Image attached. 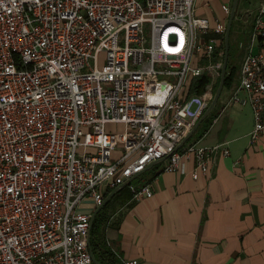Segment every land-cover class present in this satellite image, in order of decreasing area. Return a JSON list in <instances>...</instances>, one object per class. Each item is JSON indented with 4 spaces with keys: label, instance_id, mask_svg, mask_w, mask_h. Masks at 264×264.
Wrapping results in <instances>:
<instances>
[{
    "label": "built area",
    "instance_id": "built-area-1",
    "mask_svg": "<svg viewBox=\"0 0 264 264\" xmlns=\"http://www.w3.org/2000/svg\"><path fill=\"white\" fill-rule=\"evenodd\" d=\"M231 1L210 20L194 0H0V264H93L81 204L158 160L197 180L228 156L224 144L177 146L219 82ZM253 13L230 101L247 96L250 144L264 137V51L251 53L264 0L241 19ZM127 187L134 201L153 193Z\"/></svg>",
    "mask_w": 264,
    "mask_h": 264
},
{
    "label": "crops",
    "instance_id": "crops-1",
    "mask_svg": "<svg viewBox=\"0 0 264 264\" xmlns=\"http://www.w3.org/2000/svg\"><path fill=\"white\" fill-rule=\"evenodd\" d=\"M259 3L238 4L233 34L241 51L239 65L244 54L239 45L250 41L254 13L245 20L241 16ZM221 4L194 0L195 12L210 20L225 19ZM261 50L264 43L256 38L251 53ZM236 75L239 70L195 140L203 146L224 144L228 156L217 154L208 175L197 180L164 173L161 162L131 182L135 187L151 184V195L134 201L127 186L115 193L98 212L100 240L110 254L103 257L106 264H264V137L250 144L254 122L246 94L239 92L238 101L230 102ZM97 207L87 201L78 211L91 217Z\"/></svg>",
    "mask_w": 264,
    "mask_h": 264
},
{
    "label": "water",
    "instance_id": "water-1",
    "mask_svg": "<svg viewBox=\"0 0 264 264\" xmlns=\"http://www.w3.org/2000/svg\"><path fill=\"white\" fill-rule=\"evenodd\" d=\"M239 0H232L231 1V6H230V11L227 17L226 21V26H225V32H224V55H223V63H222V68H221V73H220V79L218 82L217 89L203 112V114L200 116V118L196 121V123L193 125V127L190 129V131L187 133V135L184 137V139L180 142V144L177 146V149L181 148L184 144H186L191 137L198 131L199 127L202 125V123L211 115V113L214 111V109L217 106L220 94L222 92V89L224 88V82H225V77H226V72H227V64H228V57H229V39H230V31L232 27L233 20L235 18V14L237 12ZM163 162V160H158L155 161L151 164H149L145 170ZM136 177L132 179L126 180L122 185L116 187L112 191H110L103 199L102 203L97 207V209L94 211V213L90 217V228L89 232L87 234L86 240L88 244V249L90 253V257L92 260L93 264H101L95 257L92 248H91V229L92 225L95 219V216L98 214V212L109 202V200L113 197L115 193H117L120 189L128 186Z\"/></svg>",
    "mask_w": 264,
    "mask_h": 264
},
{
    "label": "trees",
    "instance_id": "trees-1",
    "mask_svg": "<svg viewBox=\"0 0 264 264\" xmlns=\"http://www.w3.org/2000/svg\"><path fill=\"white\" fill-rule=\"evenodd\" d=\"M240 1V0H239ZM238 11L236 12V16L238 15ZM235 21V20H234ZM233 21V22H234ZM229 59H230V55L228 57V64H227V74L225 77V82H224V87H230L232 84V80L235 76L236 73V66L232 65L229 66ZM208 82V78L206 76H203L201 78H197L193 81L192 83V88H191V92L192 93H201L203 91V88L205 86V84ZM213 114V112H212ZM212 114L210 115V117H212ZM210 117H208L202 124H204L203 126H205L206 123H208L210 121ZM128 188V187H127ZM100 213L97 214L96 218L94 219L93 225H92V229H91V248L92 251L96 257V259L101 263V264H106L104 261V256L109 254V252L104 249L103 244L100 240L101 236H100ZM110 256V254H109Z\"/></svg>",
    "mask_w": 264,
    "mask_h": 264
},
{
    "label": "rangeland",
    "instance_id": "rangeland-1",
    "mask_svg": "<svg viewBox=\"0 0 264 264\" xmlns=\"http://www.w3.org/2000/svg\"><path fill=\"white\" fill-rule=\"evenodd\" d=\"M243 1H245V0H240V3H239V5L243 2ZM149 27L147 26L146 27V29H145V31H146V33H145V36H146V38H147V40H148V33H149V29H148ZM234 29H235V21L233 22V24H232V27H231V31H230V39H229V55H230V59H229V66H232V65H234V66H236V70L238 71L239 70V62H240V57H241V51L238 49V46H237V40L235 39V36H234ZM99 58H100V64H102V60H103V58H104V55L103 54H100V56H99ZM203 64H205V63H203ZM193 81L194 80H192V83H193ZM234 84L235 85H237L238 84V75H236V78H235V80H234ZM217 86H218V83L213 87V95H214V93H215V91H216V89H217ZM225 89V88H224ZM216 109L217 108H215L214 109V111H213V114L216 112ZM212 114V113H211ZM213 114H212V116H213ZM210 117V116H209ZM211 118V117H210ZM204 124H202L201 126H200V128L198 129V131L191 137V139L187 142V143H194L195 142V140H197L198 139V137H199V135H200V133H201V131H202V129L203 128H206V126L208 125L207 123L205 124V126H203ZM117 128V129H116ZM116 128H113V129H111L112 131H118L119 130V127H116ZM108 129H110V127H108ZM186 143V144H187ZM201 145V144H200ZM136 182H135V180L134 181H132V184H135Z\"/></svg>",
    "mask_w": 264,
    "mask_h": 264
}]
</instances>
